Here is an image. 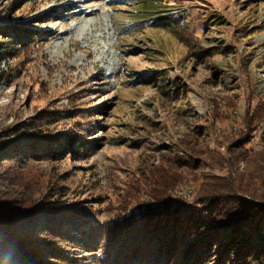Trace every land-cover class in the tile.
<instances>
[{"label":"rangeland","instance_id":"1","mask_svg":"<svg viewBox=\"0 0 264 264\" xmlns=\"http://www.w3.org/2000/svg\"><path fill=\"white\" fill-rule=\"evenodd\" d=\"M144 1L0 0V22L68 7L36 58L2 64L0 147L56 106L86 114L57 123L54 134L73 127L94 144L58 160L0 157V200L26 208L58 199L103 218L167 177L183 178L174 194L184 200L208 179L264 190V0H170L202 24L194 48L169 27L139 24ZM221 45L232 53L217 54ZM243 129L256 147L245 161L228 151ZM186 156L199 163L175 165Z\"/></svg>","mask_w":264,"mask_h":264},{"label":"trees","instance_id":"2","mask_svg":"<svg viewBox=\"0 0 264 264\" xmlns=\"http://www.w3.org/2000/svg\"><path fill=\"white\" fill-rule=\"evenodd\" d=\"M158 1L162 5L153 8L144 1L137 11L139 24L169 27L194 48L191 34L202 24L190 11L169 5L170 0ZM66 4L57 2L43 15L0 22V85L7 77L2 64L36 58L48 39L47 26L62 15ZM217 50L229 55L233 48L221 45ZM85 114L76 106L42 111L14 128L19 141L0 147V157L58 160L89 151L94 144L73 127L65 135L51 130L64 120L77 124ZM253 133L243 129L237 143L229 146L236 159L255 155ZM189 158L177 157L175 165L191 159L199 163ZM182 179L167 177L145 199L109 210L103 218L79 203L58 199L26 208L0 200V264H264V190L245 191L233 181L208 179L198 183L191 200H184L174 194Z\"/></svg>","mask_w":264,"mask_h":264}]
</instances>
